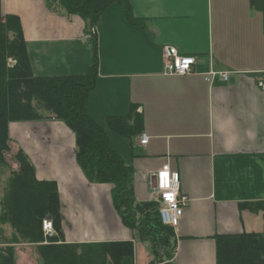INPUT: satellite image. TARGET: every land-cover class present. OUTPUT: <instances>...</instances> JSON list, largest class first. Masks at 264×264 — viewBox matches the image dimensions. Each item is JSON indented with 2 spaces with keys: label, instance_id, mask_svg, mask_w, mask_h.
Masks as SVG:
<instances>
[{
  "label": "crops",
  "instance_id": "crops-1",
  "mask_svg": "<svg viewBox=\"0 0 264 264\" xmlns=\"http://www.w3.org/2000/svg\"><path fill=\"white\" fill-rule=\"evenodd\" d=\"M109 5L97 32L78 15H63L45 0H1L3 16L20 19L35 77L84 75L99 59L86 108L105 131L109 147L133 168L140 202L155 199L156 174L168 166L190 202L175 228L170 264H217L215 237L264 233V18L251 0H128ZM176 47L202 68L231 72L210 85L204 76H166L163 50ZM136 107L140 134L130 139L110 128V118ZM14 154L21 150L39 181L57 185L65 243L132 242L120 264H152L149 243L127 228L112 200V185L91 183L77 162L76 137L62 121L9 124ZM145 133L149 140L140 143ZM2 213L0 196V215ZM2 230L15 264H40L36 244L15 242ZM108 264H114L110 259Z\"/></svg>",
  "mask_w": 264,
  "mask_h": 264
},
{
  "label": "trees",
  "instance_id": "trees-1",
  "mask_svg": "<svg viewBox=\"0 0 264 264\" xmlns=\"http://www.w3.org/2000/svg\"><path fill=\"white\" fill-rule=\"evenodd\" d=\"M54 11L78 15L96 26L105 9L114 3L123 6L127 19L136 23L128 0H45ZM264 18V0H251ZM95 36V34H94ZM11 61L13 63H11ZM99 59L84 75L69 77H35L29 62L20 19L3 16L0 0V164L11 151L9 124L21 121L56 119L75 134L77 162L91 183L112 185V200L123 224L139 239L151 246L152 264H170L177 247L175 229L162 224L160 204L140 202L134 192L133 168L109 147L108 137L89 115L86 102L95 88ZM111 129L127 138L140 134L143 119L133 106L128 117L110 118ZM19 171L13 173L7 196L2 201L4 222L36 244L40 264H120L132 256V242L65 243L62 231L61 204L56 183L39 181L28 157L18 150ZM35 200L29 204L27 191ZM31 208V209H30ZM29 216H25V211ZM52 219L57 236L47 244L42 230L44 218ZM217 264H264V233L224 234L215 237ZM15 241L14 243H18ZM0 264H15V250L7 248Z\"/></svg>",
  "mask_w": 264,
  "mask_h": 264
},
{
  "label": "built area",
  "instance_id": "built-area-1",
  "mask_svg": "<svg viewBox=\"0 0 264 264\" xmlns=\"http://www.w3.org/2000/svg\"><path fill=\"white\" fill-rule=\"evenodd\" d=\"M96 32V28L92 27L91 33ZM210 60L202 68L195 56L183 55L176 47L166 46L163 50V74L170 77L198 74L204 76L210 85L227 82L231 72L215 70ZM258 87L264 92V80L258 82ZM140 140L142 145H146L149 138L142 133ZM155 194V200L160 204L162 224L175 229L181 221L184 208L190 202L181 194L179 174L171 171L168 166L159 170L156 174ZM42 230L47 243L57 235L54 223L49 217L43 219Z\"/></svg>",
  "mask_w": 264,
  "mask_h": 264
},
{
  "label": "rangeland",
  "instance_id": "rangeland-1",
  "mask_svg": "<svg viewBox=\"0 0 264 264\" xmlns=\"http://www.w3.org/2000/svg\"><path fill=\"white\" fill-rule=\"evenodd\" d=\"M58 13L65 15V13H62V11H59ZM11 63H13V62L11 61ZM11 149H12V146H11ZM4 161H5L4 164H0V196H1V206H2V201L7 196V193H8V190H9V185H10V182H11L12 177H13V173L19 171V168H20L19 163H18V161L16 159V154H14L13 151H10V152L5 153V155H4ZM27 192H28L27 193V200L29 201V204H31L35 200L36 197H35V195H34V193H33V191L31 189H28ZM134 192H135V189H134ZM155 201L156 200L152 198V199H150L148 201H144V202H155ZM4 211L5 210L3 209V206H2V213L0 215V256L7 257V253H6L7 247L4 248L2 246L4 244H6L8 240L5 239V235H4V232L2 230V225L5 224V223H8V224H10V223L7 222V221L4 222V220L2 218L4 216ZM28 213H29V211L26 210L25 211V216L26 217L29 216ZM13 230H14L15 239H16V237H17L16 231H15L14 228H13ZM18 240L21 243L22 242L23 243H26V244L29 243L28 240L27 239H24L22 236H18L17 240H15V241H18ZM44 244H47V242L45 241ZM36 254H37V252H36Z\"/></svg>",
  "mask_w": 264,
  "mask_h": 264
}]
</instances>
